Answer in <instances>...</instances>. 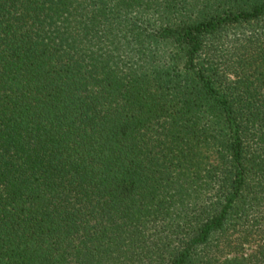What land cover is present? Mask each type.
<instances>
[{
	"label": "trees",
	"instance_id": "16d2710c",
	"mask_svg": "<svg viewBox=\"0 0 264 264\" xmlns=\"http://www.w3.org/2000/svg\"><path fill=\"white\" fill-rule=\"evenodd\" d=\"M0 264H264V0H0Z\"/></svg>",
	"mask_w": 264,
	"mask_h": 264
}]
</instances>
